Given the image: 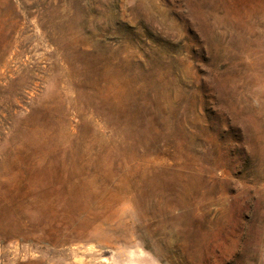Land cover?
Segmentation results:
<instances>
[{"label":"rangeland","instance_id":"obj_1","mask_svg":"<svg viewBox=\"0 0 264 264\" xmlns=\"http://www.w3.org/2000/svg\"><path fill=\"white\" fill-rule=\"evenodd\" d=\"M0 264H264V0H0Z\"/></svg>","mask_w":264,"mask_h":264}]
</instances>
